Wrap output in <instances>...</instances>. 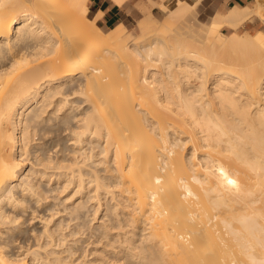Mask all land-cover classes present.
Returning a JSON list of instances; mask_svg holds the SVG:
<instances>
[{
  "label": "bare ground",
  "instance_id": "6f19581e",
  "mask_svg": "<svg viewBox=\"0 0 264 264\" xmlns=\"http://www.w3.org/2000/svg\"><path fill=\"white\" fill-rule=\"evenodd\" d=\"M165 2L162 23L139 22L129 37L122 22L105 30L87 0H0V218L20 187L41 196L29 171L20 178L21 156L37 126L58 119L104 143L106 164L87 171L65 132L56 161L50 141L35 146L42 164L71 159L80 181L88 173L115 198L89 264H264V32L237 31L246 4L193 24L200 0ZM2 230L0 264H28ZM38 243L37 259L81 263Z\"/></svg>",
  "mask_w": 264,
  "mask_h": 264
},
{
  "label": "rangeland",
  "instance_id": "374dc122",
  "mask_svg": "<svg viewBox=\"0 0 264 264\" xmlns=\"http://www.w3.org/2000/svg\"><path fill=\"white\" fill-rule=\"evenodd\" d=\"M223 1L224 6L222 8L209 9L204 8L203 4H201V2L203 1L200 0L198 5L195 7V14H193L195 16L191 17V22L193 23L194 20L192 19H195L199 23H208L214 14H224L230 10L231 6L235 5L236 3H241L251 6L252 8H254L253 11H255H252L249 14L248 18L238 26L237 31L242 34L264 32V21L258 16L257 10L260 3L263 4L262 7H264V0ZM256 2L257 4H259L257 5ZM167 4H169V2H167ZM255 4L257 5V8H255ZM162 5L165 10L162 8ZM164 5H166L165 0H130V7L128 8V11L130 12L131 16L127 20V24L130 28L129 37H133L136 34L138 30L137 23L139 22L154 20L159 24L162 23V21L167 18L166 14L169 13L167 11L168 9L166 8V6L168 5H166L165 7ZM89 14L90 16L92 15L91 12ZM167 16H169V14H167ZM173 18L174 20H178V18L176 17ZM194 23L197 24L196 21H194ZM109 27L110 26H104V29L107 30ZM230 29L231 28L226 25L222 27V30L225 33H229ZM59 124L60 122L58 119L51 120V122L42 121L37 126V130L35 131V133H33L34 136L32 135L34 140L32 141V136L30 137V148L29 145L27 146L28 152L26 151L25 153H23L25 155L21 156H24L25 159L23 164L24 168L20 172V178H22L24 171L25 173L29 171L33 180H38V184L42 186L38 188V191L39 189L43 188L46 192L41 189L43 190V195L40 193L41 196L39 195V197V193L34 194L31 192L30 194L29 191V193L25 192L27 189L22 190V187H20L17 194H19V192H22V195H18V199H21H17L18 201L16 199H7L3 203L4 205L1 208L5 212V215L9 216L6 217L2 212L5 217L3 219L0 218V231L2 229V232L5 231L3 232V235L6 232L7 235H13V238L11 236L9 237V239L12 238L11 240H9L7 237L4 238L6 240L8 239L9 241L7 248L12 252L19 253L20 256H25L27 258L28 264H52V262L45 257L46 255L43 251H41L42 254L44 253L45 255H41L43 258L38 255L41 252H39L38 254L35 253L38 256L37 259L36 255H34V252L31 251V248L33 246H30L32 243L35 244L39 242L40 244H45L46 247H50L51 249H55L56 247L57 250L66 248L69 250V252L72 251L73 259L76 258V261L80 260L81 263L78 264H89L93 263V258L95 260V258H98V256L102 253L101 251L103 249V245L108 239V236H106L105 238H103L104 240L101 241L100 236L102 235L104 228H106L104 227L103 222H105L106 220L108 221L109 219L108 215H105L106 217L103 216L105 213H107L106 210H108L111 203H113L115 200V198L112 199V193L106 192V190H100L101 192H96L95 182H92V179L88 173L84 174V179L80 181V178H78L80 177V174L77 171L78 168H75L77 169L76 172L72 171L78 164L76 163V165H74L75 163H73L72 165H70L71 163L69 162V160L71 159L67 160V163H65L63 166L56 164L57 162H54L56 161L57 156L60 154V151L58 150H61L60 148L61 146H63L62 140H65L66 138L68 139L67 143L70 142L68 143L69 149L67 148V151L71 149L68 154L70 153L69 155L71 156V151L77 148L73 151V157H71L79 160V164L84 165L85 171L91 169L94 166L103 167L106 164V161L104 160L106 156L104 154L105 152L101 150L103 149L104 143L102 142V140L98 141L96 139V136L89 133L84 134L81 141L77 140L76 136L72 134L73 130H71L70 128L72 122L65 124V126H61L62 128L60 127V129H58V127L62 125V123L60 125ZM58 131L59 133L65 132L64 136L66 137L64 139H60L62 141L61 143L57 142L59 141V138L55 139L58 135ZM69 131L71 132V135H69ZM53 138L55 140H53ZM74 139H76L77 141L75 140L74 142ZM46 140L47 142L50 141L48 142L50 143V146L48 147L51 151L49 152L48 149L49 154H47L49 156H52L54 161L53 163H50H52L53 166L50 163H45L44 165V160L42 164V159H40V156L42 155L40 154L41 148H39L40 150H38L37 148L40 147V145L42 146L43 144H45ZM31 141L33 144L31 143ZM35 146H37V151H35ZM37 153L40 156H37ZM55 164L61 167L55 168ZM20 178L17 181L15 180V182H19L21 180ZM39 180L41 183H39ZM78 205L81 207H79ZM74 207L77 208L75 209ZM77 209H79L80 212ZM93 217H95V219ZM5 218L6 221L4 220ZM102 218L103 220H101ZM107 221L105 222V224L107 223ZM46 227L47 230H45ZM0 235L2 236V233ZM0 239H3V237H0ZM80 258L83 259L81 260Z\"/></svg>",
  "mask_w": 264,
  "mask_h": 264
},
{
  "label": "crops",
  "instance_id": "0c3cea01",
  "mask_svg": "<svg viewBox=\"0 0 264 264\" xmlns=\"http://www.w3.org/2000/svg\"><path fill=\"white\" fill-rule=\"evenodd\" d=\"M204 8H222L224 6L223 0H202ZM89 6V13L92 16L99 14L98 22L102 26H112L116 23L122 22L126 25L130 18V0H87ZM207 4V5H206ZM137 21V20H136ZM130 29V28H129Z\"/></svg>",
  "mask_w": 264,
  "mask_h": 264
}]
</instances>
